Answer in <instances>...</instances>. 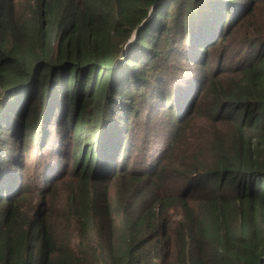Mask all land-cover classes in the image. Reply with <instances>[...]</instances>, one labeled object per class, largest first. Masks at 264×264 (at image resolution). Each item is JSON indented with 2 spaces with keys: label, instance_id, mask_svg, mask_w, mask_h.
<instances>
[{
  "label": "trees",
  "instance_id": "1",
  "mask_svg": "<svg viewBox=\"0 0 264 264\" xmlns=\"http://www.w3.org/2000/svg\"><path fill=\"white\" fill-rule=\"evenodd\" d=\"M0 264H264V0H0Z\"/></svg>",
  "mask_w": 264,
  "mask_h": 264
}]
</instances>
